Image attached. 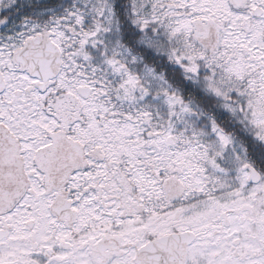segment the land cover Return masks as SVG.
<instances>
[{
	"label": "snow or ice",
	"instance_id": "obj_1",
	"mask_svg": "<svg viewBox=\"0 0 264 264\" xmlns=\"http://www.w3.org/2000/svg\"><path fill=\"white\" fill-rule=\"evenodd\" d=\"M0 264H264V0H0Z\"/></svg>",
	"mask_w": 264,
	"mask_h": 264
}]
</instances>
